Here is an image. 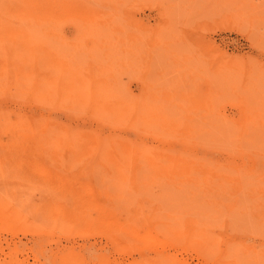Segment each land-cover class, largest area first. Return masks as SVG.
Here are the masks:
<instances>
[{
	"label": "rangeland",
	"instance_id": "374dc122",
	"mask_svg": "<svg viewBox=\"0 0 264 264\" xmlns=\"http://www.w3.org/2000/svg\"><path fill=\"white\" fill-rule=\"evenodd\" d=\"M0 264H264V0H0Z\"/></svg>",
	"mask_w": 264,
	"mask_h": 264
},
{
	"label": "bare ground",
	"instance_id": "6f19581e",
	"mask_svg": "<svg viewBox=\"0 0 264 264\" xmlns=\"http://www.w3.org/2000/svg\"><path fill=\"white\" fill-rule=\"evenodd\" d=\"M48 4L54 6L55 5V0H37V5H38L39 8H41V7L45 6V5H48ZM121 150L123 151L124 148L122 147Z\"/></svg>",
	"mask_w": 264,
	"mask_h": 264
}]
</instances>
